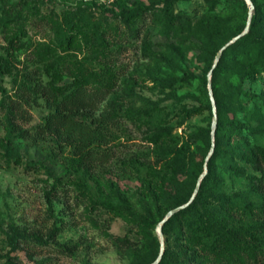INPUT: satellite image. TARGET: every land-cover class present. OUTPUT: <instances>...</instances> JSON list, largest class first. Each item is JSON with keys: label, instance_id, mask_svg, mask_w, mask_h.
<instances>
[{"label": "trees", "instance_id": "16d2710c", "mask_svg": "<svg viewBox=\"0 0 264 264\" xmlns=\"http://www.w3.org/2000/svg\"><path fill=\"white\" fill-rule=\"evenodd\" d=\"M178 1L135 0L129 7V0H115L111 12L120 8L121 27L113 36L114 42L141 40L143 48L150 49L154 45L153 31L158 29L162 35L176 40L171 47L174 56L183 57V51L194 49L198 51V59L210 68L221 47L245 29L247 20L244 17L240 22H232L241 16H225L216 11H207L197 17L176 13L174 6ZM207 1L215 10L217 0ZM238 1L246 10L245 0ZM252 1L257 12L249 31L223 51L213 69L211 82L218 123L215 149L207 162L208 172L194 200L163 223L166 245L158 264H245L242 256L250 246L256 254L264 255V143L261 140L264 136V92H250L243 87L244 79H255L264 69V0ZM77 22L71 13L65 16V24L59 32L61 44L72 47L87 35L88 29ZM20 33L25 35L22 29ZM98 38L96 40L107 42L105 36ZM15 41L17 37L12 38L11 43ZM7 67L8 61L1 57L0 77ZM44 75L47 74L39 70L27 71L16 97L7 92L0 80V93L9 98L6 103L1 101L7 108L6 137L18 135L36 142L51 137L61 150H72L73 162L83 173L92 174L115 157L119 145L115 139L123 108L120 97L113 95L115 73L106 65L101 72L85 70L82 76L74 75L71 81L64 83L49 75L50 79H44ZM199 80L206 101L185 107L177 125H183L194 114L207 109L213 111L206 75ZM125 82L122 97L126 101L136 94L137 81L131 77ZM158 82L161 86H174L172 80L159 78ZM30 98L33 102L43 99L49 107L44 121L35 130L19 126L10 117L13 114L25 122L31 121L32 115L26 107ZM251 99L255 100L249 108L246 101ZM163 108L154 101L145 108L131 107L129 110L133 123L138 127L147 125L143 139L155 147L158 159L154 164L162 168L155 190L150 192L154 208L137 211L131 200L121 193H117L119 202L110 197L104 201L107 208L128 219L142 233L139 245L129 247L131 264H152L158 258L161 242L154 229L167 210L191 198L212 146L209 125L198 126L178 136L173 133L175 126L170 123L171 117L162 114ZM0 143L3 144L1 139ZM132 161L137 160L133 158ZM26 164L29 167L37 165L34 161ZM48 172L55 182L61 181L54 171ZM227 177L233 181L243 179V188L229 190ZM98 201L94 200V204ZM59 231L56 219L48 230L49 237ZM19 241V238H12L11 249L0 252L3 264H18L19 249H25L33 257L38 251L36 246L47 243L29 237L22 238V244ZM126 241L128 238L116 237L118 245ZM77 247V243L66 242L57 249L64 255H72Z\"/></svg>", "mask_w": 264, "mask_h": 264}, {"label": "rangeland", "instance_id": "374dc122", "mask_svg": "<svg viewBox=\"0 0 264 264\" xmlns=\"http://www.w3.org/2000/svg\"><path fill=\"white\" fill-rule=\"evenodd\" d=\"M114 1L0 0V58L8 61L0 80L11 96L19 93L27 71L39 70L47 74L44 79L50 77L64 83L71 81L74 75L82 76L85 70L101 72L109 65L116 79L113 95L120 97L123 108L115 139L119 144L115 157L94 173L86 174L73 162L72 150H61L51 137L37 142L18 135L7 139V108L1 101L6 103L9 98L0 93V139L3 142L0 143V252L11 249L12 238H19L20 244L24 237L47 242L36 246L38 251L33 257L25 249H19L18 264H131L129 247L139 245L142 233L128 219L107 208L104 201L110 197L119 202L117 193H121L131 200L137 211L154 208L150 192L155 190L162 168L154 164L158 159L155 147L143 139L147 125L138 127L133 123L130 108H145L156 101L165 108L162 114L171 117L170 123L175 126L173 133L178 136L198 126L212 128L213 111L208 109L190 116L183 125L177 123L185 107L206 101L199 78L206 75L209 85L214 62L208 68L194 49L183 51V57L177 58L171 48L176 40L162 35L158 29L153 31L154 45L150 49H144L141 40L114 42L113 36L121 27L120 8L111 12ZM245 2L246 10L238 0H217L212 10L207 0H180L174 10L192 17L207 11L225 16L240 15L241 19L236 17L232 21L240 22L244 17L248 20L250 5ZM134 3L135 0H129L127 6ZM251 11L252 22L257 12L255 5ZM69 13L75 22L88 29L87 35L72 47L61 44L59 33ZM21 29L25 35L20 33ZM98 36L107 37V42L96 40ZM14 37L17 41L12 44ZM131 77L137 81L136 94L125 101L122 90ZM159 78L174 81V86H161ZM243 87L250 92H264V69L255 79H244ZM254 100L246 101L249 108L253 107ZM37 102L30 98L26 103L31 121L25 122L13 114L10 117L19 126L35 130L49 112L43 99L38 98ZM259 104L263 105V101L259 100ZM261 140L264 143V136ZM133 158L137 161L133 162ZM28 161L37 165L29 167ZM48 170L54 171L61 181L55 182ZM243 182V179L233 181L227 177L229 190L243 188ZM94 200H99L97 205ZM165 216L154 229L158 237ZM56 219L60 231L50 238L48 230ZM117 236L129 241L118 245ZM163 241L166 245L164 233ZM66 242L78 244L72 255H64L57 249ZM242 260L245 264H264V255L256 254L250 246ZM3 262L0 260V264Z\"/></svg>", "mask_w": 264, "mask_h": 264}, {"label": "water", "instance_id": "95a60500", "mask_svg": "<svg viewBox=\"0 0 264 264\" xmlns=\"http://www.w3.org/2000/svg\"><path fill=\"white\" fill-rule=\"evenodd\" d=\"M247 1H248L249 5H250V12H249V15H248V20H247V24H246L245 29L241 33H239L238 35L234 36L232 39H230L228 42H226L221 47V49L218 51V53H217V55L215 57V61H214L213 67H212V69H211V71L209 73L210 75H209V85H208V87H209V94H210V99H211V103H212V108H213V125H212V131H211V135H212V146H211V150H210L208 156L206 157V162L204 164V171L201 173V175H200V177L198 179L197 185L195 187V190H194L191 198L186 203L180 204V205H178V206L170 209L168 211V213L166 214L165 218L161 221V223H160V236H159L160 242H161V249H160V253H159L158 258L152 264H158V262L162 258V255L164 253V250H165V244H164V241H163V231H162V225H163V223L168 218H170L173 214H175L176 212H178V211L184 209L185 207H187L194 200L196 194L199 191V188H200V185H201V181H202V179L205 177V175L208 172L207 162L210 159V157L213 154L214 149H215V134H216V128H217V123H218L217 106H216L215 96H214V93H213L211 77H212V74H213V69L216 67L218 61L220 60V58H221V56L223 54V51L229 45H231L232 43H234L235 41H237L240 37H242L243 35H245L249 31V29H250L251 18H252V11H251V9L254 8V3H253L252 0H247Z\"/></svg>", "mask_w": 264, "mask_h": 264}]
</instances>
